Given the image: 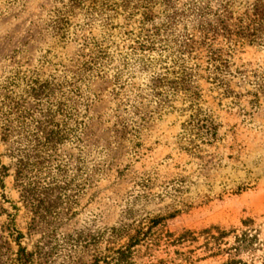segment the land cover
<instances>
[{
  "label": "rangeland",
  "instance_id": "374dc122",
  "mask_svg": "<svg viewBox=\"0 0 264 264\" xmlns=\"http://www.w3.org/2000/svg\"><path fill=\"white\" fill-rule=\"evenodd\" d=\"M0 172V264H262L264 0H0Z\"/></svg>",
  "mask_w": 264,
  "mask_h": 264
},
{
  "label": "trees",
  "instance_id": "16d2710c",
  "mask_svg": "<svg viewBox=\"0 0 264 264\" xmlns=\"http://www.w3.org/2000/svg\"><path fill=\"white\" fill-rule=\"evenodd\" d=\"M0 172V177H1ZM160 218H155L151 220V225L147 228V230H143V228H138L135 234L129 237L128 242L125 245L119 246L112 250V254L110 256V264H135L134 256H135V247L139 244L145 242L150 233V228L156 226ZM242 229H240L239 233L234 234V241L232 244H225L226 247L221 248V241L227 237L229 234L224 232L223 230L215 229L216 234L211 233L210 230H203V233H206V244L205 247L208 248L211 255L218 254H227V258L221 264H246L245 261L240 259V254L244 252H251L255 249L256 242V233H253L255 229H253V220L250 218H245L241 220ZM234 232V231H233ZM189 239H193L192 232L185 231L180 236H178L174 241L182 242ZM213 242L215 245L212 247H208V244ZM175 243V242H174ZM185 262L191 264L190 258H185ZM262 261L264 264V256L262 257ZM15 264H31V254L24 247H19L16 253ZM140 264H167L162 260H158L156 262H147ZM180 264V263H177Z\"/></svg>",
  "mask_w": 264,
  "mask_h": 264
}]
</instances>
